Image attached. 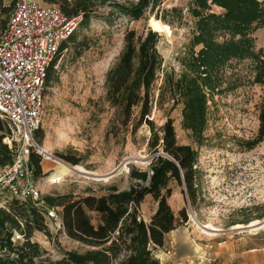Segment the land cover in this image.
Returning a JSON list of instances; mask_svg holds the SVG:
<instances>
[{"label":"trees","instance_id":"obj_1","mask_svg":"<svg viewBox=\"0 0 264 264\" xmlns=\"http://www.w3.org/2000/svg\"><path fill=\"white\" fill-rule=\"evenodd\" d=\"M14 1L6 4L0 0V35ZM45 2L57 5L67 16H80L77 28L61 44L47 68L45 88L64 49L71 47L72 57L77 58L89 47L86 37L77 40V30L92 18L112 23L118 14L138 19L151 13L156 19L170 23L166 12L161 16L154 13L161 0ZM213 7L219 11H214ZM171 11L181 17L180 9L172 8ZM187 11L194 21L178 72L163 70L157 49L160 38L157 31L147 28L137 34L128 29L122 50L104 78L105 99L114 109L117 131L134 135L142 124L149 127L147 147L155 152L149 170L131 167L128 188L119 190L112 185L99 196L87 193L43 197L49 206L59 208L57 213L64 233L87 247L83 252L66 250L57 259H51L48 251L32 239L36 231L48 232L44 215L29 201L8 200L6 207L0 208V264H160L155 249L163 245L167 233L186 220L183 210L175 216L167 202L171 194L168 183L174 180L181 184L191 200L194 199L197 149L177 142L171 118L156 127L149 119L152 108L154 105L161 107L164 101H170L171 107L181 104V127L190 131L200 145L208 102L214 95L235 87L225 75V69L232 61L249 59L252 83L264 87V51L255 47L253 37L255 30L264 27V0H189ZM160 71L163 74L156 87ZM258 118V134L250 142L251 146L264 137V107ZM7 132L0 119V167L13 160V151L3 142ZM58 156L72 165L79 162L72 155L58 153ZM28 166L33 180L41 175V156L34 149L29 152ZM147 194L157 204L145 220L139 216L138 208ZM15 233L21 235V241H12Z\"/></svg>","mask_w":264,"mask_h":264},{"label":"rangeland","instance_id":"obj_2","mask_svg":"<svg viewBox=\"0 0 264 264\" xmlns=\"http://www.w3.org/2000/svg\"><path fill=\"white\" fill-rule=\"evenodd\" d=\"M10 1L4 0L6 4ZM188 1L161 0L154 13L161 16L166 12L170 23L156 19L151 13L138 19L118 14L112 23L92 18L86 26L78 28L77 40L86 37L89 47L77 58L72 57L71 47L64 49L44 91L41 124L35 136L40 148L47 150V154L35 150L41 156L42 173L34 180L41 197L87 193L99 196L112 185L119 190L128 188L131 167L149 170L155 156L147 147L149 127L142 124L134 135L117 131L114 109L105 99L104 78L122 50L126 30L133 29L137 34L147 28L155 30L151 18L162 26V30H155L160 37L157 49L162 57V68L178 72L194 21L187 11ZM172 8L180 9L181 17L173 13ZM213 10L219 11L216 7ZM253 37L255 47L264 51V27L255 30ZM162 74L160 71L156 87ZM225 75L235 87L214 95L208 102L202 144L181 127V104L171 107L170 101H164L161 107L154 105L149 117L156 127L171 118L177 142L197 149L194 199L191 200L181 184L174 180L168 183L171 194L167 202L175 216L183 210L186 220L167 233L163 245L154 251L164 264L171 250V235L174 238L185 236V244L187 241L192 244L215 242L231 236L253 243L254 247L264 244V226L254 231L244 226L253 220L264 222V137L250 145L258 134L264 87L252 83L249 59L232 61ZM157 94L155 89V96ZM58 153L75 156L79 162L72 165ZM76 165L84 168V172L74 170L63 176L64 166ZM156 204L150 194L145 195L139 204V216L148 220ZM45 221L48 232L36 231L32 239L48 251L51 259L61 257L66 250H86V246L70 239L62 227L49 219ZM204 223H211L220 230H214L211 235L203 233L200 224ZM237 224L244 227H233Z\"/></svg>","mask_w":264,"mask_h":264},{"label":"built area","instance_id":"obj_3","mask_svg":"<svg viewBox=\"0 0 264 264\" xmlns=\"http://www.w3.org/2000/svg\"><path fill=\"white\" fill-rule=\"evenodd\" d=\"M79 21L80 16H67L44 0H15L0 35V119L8 131L3 142L13 151L12 162L0 167V208L10 199L29 201L57 227H62L61 219L41 197L28 159L31 149L40 151L35 132L47 68ZM20 238L15 233L12 241Z\"/></svg>","mask_w":264,"mask_h":264},{"label":"crops","instance_id":"obj_4","mask_svg":"<svg viewBox=\"0 0 264 264\" xmlns=\"http://www.w3.org/2000/svg\"><path fill=\"white\" fill-rule=\"evenodd\" d=\"M173 236L165 264H264V244L254 247L253 243L232 236L215 242L185 244V236Z\"/></svg>","mask_w":264,"mask_h":264},{"label":"bare ground","instance_id":"obj_5","mask_svg":"<svg viewBox=\"0 0 264 264\" xmlns=\"http://www.w3.org/2000/svg\"><path fill=\"white\" fill-rule=\"evenodd\" d=\"M150 23L153 25V28L155 30H162V26L158 23L157 20H154L153 18L150 19ZM40 151L42 152H45L47 154V150L45 147H41L40 148ZM125 167V166H124ZM79 171V172H84V168H82L81 166H64L63 167V176H65L66 174L72 172V171ZM193 213L191 214V218L192 220H194V217H193ZM245 227H249V229L251 231H254V230H257L259 228H262L264 226V222H260L259 220H253L251 222H249L248 224L244 225ZM242 226V224H237V225H234L233 227H244ZM200 229L203 233H206V234H214V230H220L218 227H215L214 225H212L211 223H204V224H200Z\"/></svg>","mask_w":264,"mask_h":264},{"label":"water","instance_id":"obj_6","mask_svg":"<svg viewBox=\"0 0 264 264\" xmlns=\"http://www.w3.org/2000/svg\"><path fill=\"white\" fill-rule=\"evenodd\" d=\"M45 153V152H44Z\"/></svg>","mask_w":264,"mask_h":264}]
</instances>
